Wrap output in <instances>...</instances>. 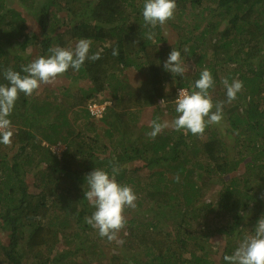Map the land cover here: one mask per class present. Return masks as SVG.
I'll use <instances>...</instances> for the list:
<instances>
[{
  "label": "trees",
  "instance_id": "1",
  "mask_svg": "<svg viewBox=\"0 0 264 264\" xmlns=\"http://www.w3.org/2000/svg\"><path fill=\"white\" fill-rule=\"evenodd\" d=\"M6 1L0 84L8 83L5 69L24 75L21 66L47 57L50 47L74 48L80 39L90 40L89 54L100 59L64 74L62 97L45 85L38 95L20 94L12 143L0 144V264H226L223 257L264 215V0H176L178 22L151 29L152 40L144 0H44L31 6L34 23ZM173 48L188 68L183 76L163 67ZM205 68L215 80L214 101L227 99L225 78L244 84L237 101L225 103L222 123L202 136L171 128L148 136L141 110L154 104L153 120L174 119L179 89L191 92ZM135 82L148 87L152 105ZM96 101L111 103L102 118L90 112ZM58 146L65 147L60 155ZM243 164L241 178H225ZM113 165L137 200L125 212L127 229L110 242L85 222L95 211L85 191L87 174H111ZM218 185V199L208 201ZM162 220L176 228L160 227ZM208 246L219 249L218 260Z\"/></svg>",
  "mask_w": 264,
  "mask_h": 264
},
{
  "label": "clouds",
  "instance_id": "2",
  "mask_svg": "<svg viewBox=\"0 0 264 264\" xmlns=\"http://www.w3.org/2000/svg\"><path fill=\"white\" fill-rule=\"evenodd\" d=\"M176 9V0H144L142 9L144 26L150 28L146 38L154 39L156 33L151 29L157 26L163 28L169 20L174 19ZM17 13L20 14L19 19L30 22L22 11ZM91 43L88 39H80L74 48L50 47L48 49L50 55L47 57L40 56L31 63L21 66L24 75L12 68L4 70L3 77L8 83L0 84V144L8 146L12 143L14 133L10 117L20 94L27 97L38 95L42 85L52 84L70 69L80 71L88 60L100 59L99 54H89ZM113 55H118V52L114 50ZM163 67L173 76H183L188 70L181 59V52L175 48L169 53ZM222 84L226 89L227 99L214 101L210 90H214L215 80L210 70L207 68L202 70L191 92L186 88L179 89L178 97L175 99V112L178 115L170 121L161 122L159 118L151 121V131L147 135L155 138L164 130L171 128L185 134L202 136L208 126L220 125L223 121L225 103L230 104L236 100L244 87L239 79L229 82L225 78ZM164 105L165 101L162 100L160 106ZM119 172L120 168L113 165L111 174L104 169L96 168L86 176L88 189L85 191L86 200L95 211L91 216L85 217V222L97 230L101 238H106L110 242L116 240L118 233L126 227L125 212L129 208L134 209L137 200L131 186L117 181L116 176ZM223 259L226 264H264V215L258 220L254 234L246 235L233 254L225 255Z\"/></svg>",
  "mask_w": 264,
  "mask_h": 264
},
{
  "label": "rangeland",
  "instance_id": "3",
  "mask_svg": "<svg viewBox=\"0 0 264 264\" xmlns=\"http://www.w3.org/2000/svg\"><path fill=\"white\" fill-rule=\"evenodd\" d=\"M15 1V2H14ZM42 1H44V0H31V3L30 4H22L21 3V1H16V0H7L6 1V3H7V6L8 7H12V8H14L15 9V11H17V12H20V11H22L23 13H24V15L26 16V18L30 21V23H34L35 22V17H34V15L32 14V12L34 11L33 9H32V5H33V7H36V6H38ZM203 9H204V7L202 8V9H200V11H203ZM206 14L207 15H211V16H214V17H216L214 14H210V11H208V12H206ZM175 17L176 16H174V19H175ZM192 18V20L194 21V19H195V17H191ZM176 21L175 22H178L177 20H179V19H175ZM210 20H212V21H215V18H211ZM218 20V18H216V21ZM29 28H32V26L31 27H29ZM166 34H168V32H166ZM170 34V33H169ZM172 34L171 35H169V38H172ZM185 49H187L186 47H184V52H185V54H184V59H190V56H189V52H188V49H187V51H185ZM210 53H211V51H209ZM191 60H193V59H191ZM210 62V59H208V61H207V63H209ZM138 74H140L139 72H137ZM140 79H143V77H141V76H138ZM224 77H226V76H224ZM67 82H69V80H66L65 81V79L63 78V77H60V78H58L55 82H53L52 84H48V85H45V86H48L51 90H55L56 91V93H57V95L59 96V97H62L63 96V86H65V84H67ZM81 84V83H80ZM135 84L137 85V88L140 90V92H141V94H143L144 95V97L143 98H146V104H147V106H150V104L152 105V101L149 99L150 98V93H148V87L146 86V85H144V84H142V83H136L135 82ZM44 85H42V87H43ZM71 86L72 87H75V88H78L79 87V83L78 84H71ZM179 92V91H178ZM101 96H99V98H100ZM212 97H213V94H212ZM99 98H97V99H99ZM103 98H105V95L103 96ZM237 101V99L236 100H234L232 103H235ZM96 105H98L99 106V108L101 109V110H104V112H107V110H106V107L107 106H110L111 105V103L109 102V101H107L106 103H104V104H99L98 103V101H96V103H95ZM152 106H154V104L152 105ZM152 106H150V107H145V109H143V110H141V115L143 116V117H141L142 119H143V121L144 120H146V122H147V124L148 125H150V123H151V121H153V115L155 114V111H154V109L152 108ZM69 119H70V121L72 122V121H74V119H75V115H70V117H69ZM232 145H235V142L232 144ZM54 150H55V152L57 153V154H61L64 150H65V147H63V146H58V147H55L54 148ZM232 155H233V152L231 153ZM188 158H191L192 159V163L190 164V165H192L193 164V162L196 160V159H193L192 158V156H191V154L190 155H188ZM202 158V157H201ZM239 170V171H238ZM237 171L238 172H240V173H238L237 171H233V172H231V173H229L228 174V176H225V178H241L242 176H243V174L245 173V167H244V164L243 165H241L240 167H239V169H238ZM223 176V177H224ZM227 180H229V179H227ZM226 180V181H227ZM222 189V187L220 186V185H218V187H216L215 189H214V191L213 192H210L208 195H206V197H207V199H208V201H210V202H212L213 201V203H215V200H217L218 199V192L220 191ZM264 191V190H263ZM207 201V200H206ZM161 220V219H160ZM160 227H162V228H165V227H169V228H176V225L174 224V221L173 220H171L170 222L168 221L167 223H165L163 220L161 221V223H160ZM127 228H124V229H122V230H126ZM90 237V236H89ZM212 238H211V240L214 242L213 244H215V246H218L219 245V242L218 241H220L222 238L220 237V234H217V235H212L211 236ZM214 237V238H213ZM223 239H225L224 237H223ZM221 246H224V244H222L221 243ZM207 251L210 253V255H209V257L211 258V260H212V258H214V259H216V260H218L217 258V255H219L220 256V253H218V251H219V249L217 250V249H215L214 247H207Z\"/></svg>",
  "mask_w": 264,
  "mask_h": 264
},
{
  "label": "built area",
  "instance_id": "4",
  "mask_svg": "<svg viewBox=\"0 0 264 264\" xmlns=\"http://www.w3.org/2000/svg\"><path fill=\"white\" fill-rule=\"evenodd\" d=\"M90 111L92 115L96 117H99V118L103 117L104 110H101L99 106L96 104H93L92 106H90Z\"/></svg>",
  "mask_w": 264,
  "mask_h": 264
}]
</instances>
